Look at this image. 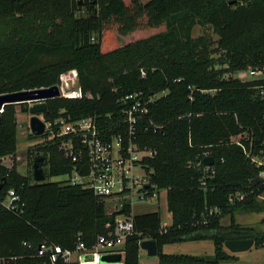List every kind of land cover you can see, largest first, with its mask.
<instances>
[{"label": "trees", "instance_id": "1", "mask_svg": "<svg viewBox=\"0 0 264 264\" xmlns=\"http://www.w3.org/2000/svg\"><path fill=\"white\" fill-rule=\"evenodd\" d=\"M196 25L213 29L217 40L194 37ZM140 30L149 34L120 44L118 33ZM249 68L264 70V0H0V95L58 85L63 73L77 69L83 93L92 97L49 99L45 120L97 116L113 133L127 127L114 126L126 95H158L136 135L155 152L145 163L152 182L167 190L172 223L163 226L158 210L135 213L138 233L124 244V264H140L146 239L156 241L159 264H239L225 249L229 239L264 247V231L235 217L239 210L264 212V165L252 158L264 157V78L232 75ZM17 104L1 113L0 206L10 189L20 199L16 210L0 208V264H79L52 263L39 246L74 250L83 241L93 248L116 215L91 189L47 181L79 167L47 134L32 133L45 140L29 148L32 168L18 169ZM207 155L215 158L213 177L197 166ZM8 156L12 166L4 162ZM41 157L46 178L37 181ZM239 192L246 197L232 202ZM212 208L219 210L209 215ZM130 211L126 204L122 213ZM206 239L214 242L213 256L163 252L169 243Z\"/></svg>", "mask_w": 264, "mask_h": 264}, {"label": "built area", "instance_id": "2", "mask_svg": "<svg viewBox=\"0 0 264 264\" xmlns=\"http://www.w3.org/2000/svg\"><path fill=\"white\" fill-rule=\"evenodd\" d=\"M249 72L253 77L259 71L251 69ZM142 75H146L144 70H142ZM239 77L244 79L241 75ZM58 86L60 97L70 99L92 97L91 94L83 93L77 69L63 73ZM160 94L165 95L166 92ZM157 96L154 94L146 96L142 91L126 95L122 99L126 105L122 110L123 117L114 126L126 125L127 127L124 132L119 131L118 133L112 132L113 126L110 127L108 122L101 124L97 116H88L77 120L60 116L53 121H46L43 114L40 115L46 124L44 134H47V137L45 139L58 142L64 155L79 164V167L75 168L71 174H67L65 181L91 189L106 203L108 212L116 215L114 224L108 223L107 225L110 228L108 234L100 235L93 248H88L83 241H80L74 250L44 242L39 246L40 256L47 257L52 263L63 259L67 263L104 264L101 263L103 256L120 254L121 261H124V244L129 236L138 233L134 220L136 204L146 202L157 204L162 197L163 189H159L152 182L153 170H149L145 163V159L152 157L155 152L142 148L137 142L136 135L138 122L148 114L149 106ZM43 101L46 100L25 103H28L30 108ZM3 111L4 106L0 109V113ZM249 156H252L251 153ZM252 158L259 166L264 165V157L252 156ZM11 161L9 156L4 158V162L8 166H12ZM189 163L193 164L192 161ZM197 166H201L205 172L211 171V177H213L215 173L213 165L207 166L203 160L199 161ZM259 177L264 181V169L261 170ZM202 183L206 185L205 178ZM245 197L246 193L239 192L236 196H231L230 200L233 202L235 198L241 200ZM19 199L16 191L10 189L0 208L16 210L15 203ZM126 204L131 207L130 214L122 213ZM218 210V208L210 209L209 215ZM141 244L142 241H140V246ZM86 256H91V258H85Z\"/></svg>", "mask_w": 264, "mask_h": 264}, {"label": "rangeland", "instance_id": "3", "mask_svg": "<svg viewBox=\"0 0 264 264\" xmlns=\"http://www.w3.org/2000/svg\"><path fill=\"white\" fill-rule=\"evenodd\" d=\"M145 30H140V32L134 36L118 33L117 36L120 40V44L124 45L137 37L145 36L149 34ZM202 35L211 36V38H213V40L215 41L218 38L217 34L210 27L204 26V25H196L193 29V36L199 37ZM251 69L253 68H249L247 70L240 71L232 75H238V76L241 75L245 80L264 78V70L256 69L259 71L258 74L251 77L250 72H249ZM30 117H31L30 111H26L25 108L22 106V104L18 103L17 104V119L19 123V126H18V138H19L18 169L22 173L32 168V164L30 163L31 162L30 157L32 155L30 153L29 148H34L37 146V144L43 141L42 137L34 138L32 136L33 132L30 128ZM11 163L13 162L11 161ZM65 180H67V175H58V176L47 178V181L61 182ZM161 193H162V197H161L160 203H157V204L153 202H146V203H141V204L138 203L135 206L136 213H143L149 210H158L161 212L163 219L167 221L168 224L171 223V215H170V211L167 205V191L162 190ZM263 198H264V195H263ZM236 218H237V221L241 223L243 226L250 225L249 227L251 228L264 231V224L261 221V219L263 218V214L239 210L236 212ZM229 222H230L229 216L225 217L223 220V224L227 225L229 224ZM145 258H155V257H151L147 253L145 254V250L142 248V255H141L142 262L144 261Z\"/></svg>", "mask_w": 264, "mask_h": 264}, {"label": "water", "instance_id": "4", "mask_svg": "<svg viewBox=\"0 0 264 264\" xmlns=\"http://www.w3.org/2000/svg\"><path fill=\"white\" fill-rule=\"evenodd\" d=\"M82 2V0H81ZM234 2V1H233ZM60 96V88L58 85L39 88L33 90H23L18 92H12L7 94L0 95V109L8 103H25L27 101L34 100H46L39 102L30 107V128L33 133L36 135H42L45 133L46 124L40 115L47 110V100ZM2 120V115L0 113V123ZM45 160L44 157H41L34 165L35 179L37 181L45 180L46 176L43 172V169L40 167L39 163ZM204 164L207 166H212L215 164V158L213 156H208L204 159ZM5 182H3L0 187H4ZM255 244L254 239H229L225 242L232 252H242L249 250ZM141 248L148 251L150 256H157L158 245L153 239H146L142 242ZM85 258H91V256H86ZM122 257L120 254L106 255L101 259V263H118L121 262Z\"/></svg>", "mask_w": 264, "mask_h": 264}, {"label": "crops", "instance_id": "5", "mask_svg": "<svg viewBox=\"0 0 264 264\" xmlns=\"http://www.w3.org/2000/svg\"><path fill=\"white\" fill-rule=\"evenodd\" d=\"M260 199H264V198L262 197ZM152 211H156V210H149L143 213L152 212ZM255 213L263 214V218H264V212H255ZM170 215H171V223H172V213L171 212H170ZM235 217H236V213H235ZM229 221H230V217H229ZM162 222H163V226L171 225V223L168 224V222L163 219V216H162ZM249 226L250 225L243 226V227H249ZM225 249L228 253L233 254L238 257L239 264H264V247L256 248L254 244L249 250L242 251V252H232L227 246H225ZM163 252L166 254H190V255H200V256H213L215 254V245H214L213 240L211 239L199 240V241H182V242H175V243H169V244L164 245ZM146 253L148 254L147 250H145V254ZM140 254L142 255V248H141ZM151 257H155V258H145L143 262L141 259L140 264H159L160 260H159L158 255L151 256ZM105 264H124V261H121L118 263H105Z\"/></svg>", "mask_w": 264, "mask_h": 264}]
</instances>
